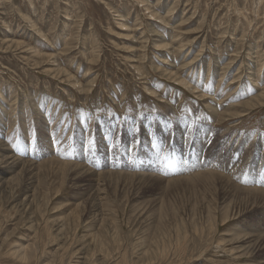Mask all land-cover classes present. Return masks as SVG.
Returning a JSON list of instances; mask_svg holds the SVG:
<instances>
[{"label":"rangeland","instance_id":"rangeland-1","mask_svg":"<svg viewBox=\"0 0 264 264\" xmlns=\"http://www.w3.org/2000/svg\"><path fill=\"white\" fill-rule=\"evenodd\" d=\"M263 241L264 0H0V264Z\"/></svg>","mask_w":264,"mask_h":264},{"label":"bare ground","instance_id":"bare-ground-1","mask_svg":"<svg viewBox=\"0 0 264 264\" xmlns=\"http://www.w3.org/2000/svg\"><path fill=\"white\" fill-rule=\"evenodd\" d=\"M12 157H14V156H12ZM14 160H15V159H14ZM241 188H242V187H241ZM241 188H239V189H241ZM257 189H258V188H257ZM261 195H262V194H261ZM261 197H262V196H261ZM263 242H264V241H263ZM263 242H262V243H263Z\"/></svg>","mask_w":264,"mask_h":264}]
</instances>
